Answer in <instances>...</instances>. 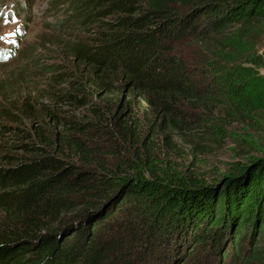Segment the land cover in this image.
<instances>
[{
	"label": "trees",
	"instance_id": "1",
	"mask_svg": "<svg viewBox=\"0 0 264 264\" xmlns=\"http://www.w3.org/2000/svg\"><path fill=\"white\" fill-rule=\"evenodd\" d=\"M67 1L88 36L0 85V264H264V151L227 128L264 132V0Z\"/></svg>",
	"mask_w": 264,
	"mask_h": 264
},
{
	"label": "rangeland",
	"instance_id": "2",
	"mask_svg": "<svg viewBox=\"0 0 264 264\" xmlns=\"http://www.w3.org/2000/svg\"><path fill=\"white\" fill-rule=\"evenodd\" d=\"M68 3L67 0H0V36L4 37L0 39V51L9 54L14 52L12 58L5 61L0 59V85L10 88L12 79H21L20 74L26 73L31 67L40 69L66 63L68 54L63 47L64 43L79 36L85 38L89 34V28H83L80 24L71 25L75 20L71 17ZM235 31L237 36L243 38L242 49L249 51V56H252L253 63L249 66L260 69L264 74V22ZM6 33L12 35H5ZM20 86H23L21 90H27L26 82ZM62 110L70 111L68 107H63ZM263 117L264 111L256 114V119L264 127ZM227 128L232 137H248L257 148L264 151V132L260 133L242 122H236ZM10 135H5L4 141L10 140ZM226 142L224 147L218 148L213 154L202 156L205 161L194 166L197 175L217 178L229 172L231 162L237 158L242 159L241 150L237 151L232 139L229 138ZM189 159L177 160L189 165Z\"/></svg>",
	"mask_w": 264,
	"mask_h": 264
},
{
	"label": "snow or ice",
	"instance_id": "3",
	"mask_svg": "<svg viewBox=\"0 0 264 264\" xmlns=\"http://www.w3.org/2000/svg\"><path fill=\"white\" fill-rule=\"evenodd\" d=\"M5 35H12V33H6ZM0 39H4V37L0 36Z\"/></svg>",
	"mask_w": 264,
	"mask_h": 264
}]
</instances>
